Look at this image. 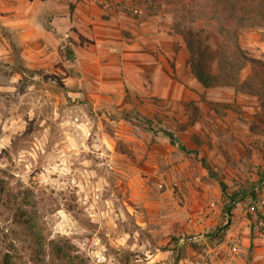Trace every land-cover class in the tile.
Returning <instances> with one entry per match:
<instances>
[{
  "label": "rangeland",
  "instance_id": "374dc122",
  "mask_svg": "<svg viewBox=\"0 0 264 264\" xmlns=\"http://www.w3.org/2000/svg\"><path fill=\"white\" fill-rule=\"evenodd\" d=\"M183 15L179 0H0L15 264H264V27L240 34L246 83L206 88Z\"/></svg>",
  "mask_w": 264,
  "mask_h": 264
},
{
  "label": "trees",
  "instance_id": "16d2710c",
  "mask_svg": "<svg viewBox=\"0 0 264 264\" xmlns=\"http://www.w3.org/2000/svg\"><path fill=\"white\" fill-rule=\"evenodd\" d=\"M179 4L186 15L178 27L189 51L190 68L198 81L206 88L246 83L247 79H241L242 69L245 62L253 61V58L243 50L240 34L264 27V0H179ZM200 19L209 25L207 34L197 23ZM214 60L218 65L216 72L208 65ZM242 190L236 189L228 195V213L231 202L236 204L248 194L247 190ZM14 222L27 229L24 235L41 251L44 246L42 242L36 243L39 234L32 231V221L20 216ZM5 238L4 235L0 237V264H15L14 240L7 244Z\"/></svg>",
  "mask_w": 264,
  "mask_h": 264
}]
</instances>
